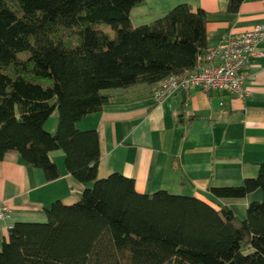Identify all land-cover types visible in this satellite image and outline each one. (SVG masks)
Masks as SVG:
<instances>
[{"label": "trees", "instance_id": "1", "mask_svg": "<svg viewBox=\"0 0 264 264\" xmlns=\"http://www.w3.org/2000/svg\"><path fill=\"white\" fill-rule=\"evenodd\" d=\"M142 1L0 0V160L17 153L53 181L61 170L51 152L60 149L66 170L94 183L74 204L53 202L46 222H16L0 264H264V200L245 219L220 201L264 193V162L241 185L210 184L209 201L140 193L122 173L98 175L99 133L77 123L103 109L105 91L156 86L195 68L209 46L205 10L180 4L136 27L131 12Z\"/></svg>", "mask_w": 264, "mask_h": 264}, {"label": "crops", "instance_id": "2", "mask_svg": "<svg viewBox=\"0 0 264 264\" xmlns=\"http://www.w3.org/2000/svg\"><path fill=\"white\" fill-rule=\"evenodd\" d=\"M230 0H144L131 12L133 25H147L180 4L208 14V49L228 34L251 30L264 22V0H244L237 13ZM260 48L264 51V43ZM251 94L245 99L227 91L179 90L158 100L156 86L146 84L110 89L103 109L82 118L79 130L99 133L101 159L98 175L114 172L133 178L140 193L166 190L206 201L208 187L241 185L254 178L264 162V56L244 67ZM57 115L46 124L56 132ZM65 153L51 157L61 176L48 181L44 170L30 167L17 153L0 160V200L11 211L0 218V250L16 222H46V209L57 200L74 204L94 185L75 179L65 167ZM257 189L242 199H220L240 219L253 201H263Z\"/></svg>", "mask_w": 264, "mask_h": 264}, {"label": "built area", "instance_id": "3", "mask_svg": "<svg viewBox=\"0 0 264 264\" xmlns=\"http://www.w3.org/2000/svg\"><path fill=\"white\" fill-rule=\"evenodd\" d=\"M264 43V22L251 30L228 34L220 42L207 49L198 65L183 74H171L160 81L155 95L160 101L179 90L200 89L205 92L227 91L243 99L251 94L244 67L264 56L260 44ZM11 209L0 200V218L8 217Z\"/></svg>", "mask_w": 264, "mask_h": 264}, {"label": "rangeland", "instance_id": "4", "mask_svg": "<svg viewBox=\"0 0 264 264\" xmlns=\"http://www.w3.org/2000/svg\"><path fill=\"white\" fill-rule=\"evenodd\" d=\"M101 27H102L104 30L113 33V31H112V29H111V27H110L109 25H107V24H101ZM20 57L24 58V57H26V56H25V54H21Z\"/></svg>", "mask_w": 264, "mask_h": 264}, {"label": "bare ground", "instance_id": "5", "mask_svg": "<svg viewBox=\"0 0 264 264\" xmlns=\"http://www.w3.org/2000/svg\"><path fill=\"white\" fill-rule=\"evenodd\" d=\"M161 191V190H160Z\"/></svg>", "mask_w": 264, "mask_h": 264}]
</instances>
